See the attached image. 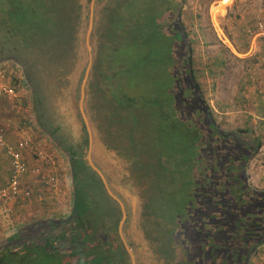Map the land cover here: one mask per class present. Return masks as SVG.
I'll use <instances>...</instances> for the list:
<instances>
[{"label":"rangeland","instance_id":"374dc122","mask_svg":"<svg viewBox=\"0 0 264 264\" xmlns=\"http://www.w3.org/2000/svg\"><path fill=\"white\" fill-rule=\"evenodd\" d=\"M66 1H53L54 5L48 11L64 15ZM157 1L161 4H155ZM180 1L181 22L193 45V66L204 97L218 122L227 130H235V118L230 117L228 122L223 111L232 109L235 104L240 106L242 91L248 92L252 87L246 90L248 77L259 66L258 54L264 49V38L254 33L256 24L264 23V0H231L225 14L222 15V7L218 8V16L215 10L222 0ZM166 5H169L168 0L109 2L104 9L103 28L98 31L99 51L89 83V114L101 135L106 164L116 162L115 166L110 165L111 173L117 175L120 184L130 185L138 200L136 224L130 201L123 202L124 214L121 209H116V233L129 264L131 259L127 249L133 252L134 264H191L199 249V235L203 232L206 235V227L200 224V205L207 182L213 175L210 169L216 161L212 151L206 148L201 122L194 119L192 124L174 113L170 91L173 90L172 76L177 73L174 68L181 61V55L173 30L176 29V6L172 3L167 9ZM76 9L77 5L73 3L71 13H74L66 12L70 23V19L76 17ZM48 11L45 10L46 15ZM69 42L72 44L66 59L71 60L77 47L73 39ZM64 62L66 65L59 66L60 73L45 80L47 91L50 88L52 92L46 93L49 101L60 108L62 116L65 110L60 102L59 90L63 88L60 80L65 77L66 68L70 66L72 70L74 67ZM1 66L0 84L16 88L17 95L22 97L1 99L0 112L6 121L12 115L19 117L21 127L32 128L37 142H46L40 146L52 158V164H42V169L43 166L51 168L52 176L61 183V190L52 192L48 198L52 197L58 205L63 204L61 212L58 209L54 218L68 217L74 203L68 159L37 125L32 110L33 94L27 87L22 68L13 62ZM85 75L84 71L80 83ZM62 120L71 136L82 135L89 140L82 120L79 130L64 116ZM107 123L113 126L108 127ZM82 155L88 163L87 150ZM33 160L36 163L35 157ZM7 177L4 175L3 181ZM30 204L24 205L29 209L28 213L32 212ZM16 208L11 213L5 208L0 209V239L32 222L29 221L31 218L22 219V215L19 219ZM98 221H106L110 233L116 230L112 216L110 220L105 216ZM122 221L124 227L121 230Z\"/></svg>","mask_w":264,"mask_h":264},{"label":"trees","instance_id":"16d2710c","mask_svg":"<svg viewBox=\"0 0 264 264\" xmlns=\"http://www.w3.org/2000/svg\"><path fill=\"white\" fill-rule=\"evenodd\" d=\"M53 1L0 0V66L13 62L26 72L41 67L46 80L60 73L59 66L66 65L64 61L73 64L75 56L66 59L72 44L69 41L73 39L75 44L67 8L64 15L54 10L51 13ZM73 3L77 5V0H67L66 6L71 8ZM168 3L167 9L172 3L176 6V29L173 30L181 55V61L174 68L177 73L172 76L173 90L170 91L174 113L186 122L193 124L194 119L201 122L206 148L212 151L216 161L210 169L213 175L207 182L200 205V224L206 227V235L204 232L199 235V249L191 264H254V259L264 251V189L252 185L248 167L260 152L262 140L253 131L227 130L218 122L193 66V45L181 22L182 2L168 0ZM69 73L70 66L63 74L66 77ZM46 93L47 89L45 93H32V110L39 128L68 159L73 209L68 217L35 220L0 239V264H129L116 233L115 202L108 197L94 172L79 158L77 141L73 137L59 139L58 128L47 125L43 110L49 106ZM57 117L61 127L66 126L63 118ZM105 216L108 220L112 216L116 229L113 233L109 232L106 221H98Z\"/></svg>","mask_w":264,"mask_h":264},{"label":"crops","instance_id":"0c3cea01","mask_svg":"<svg viewBox=\"0 0 264 264\" xmlns=\"http://www.w3.org/2000/svg\"><path fill=\"white\" fill-rule=\"evenodd\" d=\"M112 1L113 0H111V2ZM92 2H93L92 0H88L87 4L84 7L77 8L78 11L77 9L75 11L76 17L74 16V18L70 19L73 28L72 30L74 31L73 38L75 40V45H76L77 28L84 30V34L81 37V41L83 44L90 46L93 45L94 41H96L98 45L100 44V37L98 31L101 28H103L102 23L104 22L103 19L104 10L98 9L100 6L99 4H96L95 7H91ZM230 3L231 0H222L220 5L215 10V15L216 16L220 15L217 14L219 7L223 8L222 15L225 14L227 8L230 6ZM85 31L87 32L95 31V32L93 33L91 32L90 36L88 35L85 36L86 34ZM260 51L262 50L260 49ZM257 58L259 60V66L253 72V74L251 73V75L248 77V84L246 86V90H248L249 87L251 86L252 87L248 90V92L242 91L240 96L242 100L240 106L235 104V106L232 107V109L230 110L224 109L223 115H225L226 118L228 117L227 119L228 122L230 121V117L235 118V121H233L237 124V127L234 128L235 130L238 128L242 130L247 129L253 131L252 133L255 134L256 137H259L262 140V148L260 152L255 156V158L250 162L248 167V174L250 176V181L253 186L259 189H264V170L262 168V161L264 159V49H263V53L261 52V54H258ZM1 68L2 66H0V69ZM21 91H22L21 89L18 90L19 93ZM17 96L18 98L22 97L19 95ZM1 99H6V98H0V100ZM246 102L250 104L246 106L244 104ZM9 113L11 112L9 111ZM3 118H4L3 123L7 131V142L16 144L22 140L29 141L31 143V147L27 151H25V156L27 160L32 165H34L35 160H33V157L35 156V152L38 150H43L44 148L41 147L40 144L46 142H44V140L37 142L36 141L37 136L33 132L32 128L21 127L19 117L17 116L13 117L12 115L8 121H6L4 116ZM51 153L53 154L54 152ZM43 167H44L43 169L44 174H46L47 176L53 174L51 173L53 172L51 168L45 166ZM4 175L8 176L6 180L10 178L11 164L9 159L5 155L3 149L0 148V188L6 184L5 183L6 180L3 181L2 179ZM24 183L26 186L31 187L36 193L43 192L45 198L42 200H39L37 198H32V199H24L19 201L18 206H16L17 208L15 207L17 213H20V217H18L19 219H21V215H22V219L24 218V220H28L31 218L29 221L33 222L35 220H40V219L54 218L55 212H59V210L61 212L62 210L61 206L63 204L60 202L61 204L58 205L57 203L51 200L52 197L48 198V196L53 195V193L49 189L43 188V185L41 184L40 180L37 177L35 176L27 177L24 179ZM28 202L31 203L29 205V208H31L30 211H32L29 213L27 212L29 209H26L27 206L24 207V205ZM25 210L28 214H25L26 213ZM11 230H13V228ZM14 233H10L9 236L13 235ZM253 263L264 264V251L263 253L261 252L259 254V257L254 259Z\"/></svg>","mask_w":264,"mask_h":264},{"label":"water","instance_id":"95a60500","mask_svg":"<svg viewBox=\"0 0 264 264\" xmlns=\"http://www.w3.org/2000/svg\"><path fill=\"white\" fill-rule=\"evenodd\" d=\"M91 7H95L96 4H99L100 10L107 8L111 0H92ZM88 0H77V8L84 7L87 4ZM84 16V14H83ZM98 18V17H97ZM86 34L90 36L91 32L95 31H85ZM84 34V30L77 28L76 34V47L75 50V59L73 62V68L70 70V73L62 79L63 88L60 89V102L61 107L64 111L63 116L68 119V123L76 128V130L81 129L80 120H82L87 127V133L89 138V147H88V163L92 171L99 177L102 184L104 185L105 191L108 197L115 203H117L124 214V203L118 198L119 196L126 202V197L129 199L130 203L133 205V199L129 198L130 190L125 189V186L118 182L113 173H111L110 165L115 166L116 162H109L106 164L107 155L104 152L102 138L99 134L98 129L94 125V121L90 116V81L93 77L94 64H96V59L98 56V43L94 41L93 45L86 46L82 43L81 37ZM85 71L86 75L82 83H80ZM78 97V100L76 99ZM59 102V103H60ZM78 109V110H77ZM112 167V166H111ZM110 175H112L110 177ZM109 177V179H108ZM131 192V191H130ZM118 196V197H117ZM127 203V202H126ZM137 206H133V210H136ZM134 223L138 222V217L136 212L133 214ZM124 218V215H123ZM124 221L120 224V229L124 225ZM131 234V233H130ZM127 252L131 259V264H134L133 252L131 249H127ZM137 255V254H136Z\"/></svg>","mask_w":264,"mask_h":264},{"label":"built area","instance_id":"2783aa9c","mask_svg":"<svg viewBox=\"0 0 264 264\" xmlns=\"http://www.w3.org/2000/svg\"><path fill=\"white\" fill-rule=\"evenodd\" d=\"M252 34V31L249 30ZM257 36L264 38V23L256 24ZM17 89L6 84H0V98H15L17 97ZM31 147V143L27 140H22L16 144L7 142V131L3 123V116L0 112V148L3 149L5 155L11 164V176L8 182L0 188V209L5 208L6 212L11 213L19 201L24 199L37 198L43 199L44 193H36L31 187L26 186L24 179L30 176L37 177L43 187L51 192L61 190V183L55 176H47L42 169L43 165L52 164V158L43 150L35 152L36 163L32 165L25 156V151ZM264 170V159L262 161Z\"/></svg>","mask_w":264,"mask_h":264},{"label":"flooded vegetation","instance_id":"af4514ba","mask_svg":"<svg viewBox=\"0 0 264 264\" xmlns=\"http://www.w3.org/2000/svg\"><path fill=\"white\" fill-rule=\"evenodd\" d=\"M127 1H130V0H127ZM128 4V2L126 3ZM66 12L67 14H71L72 10L70 8V6L68 5L67 9H66ZM40 69L42 70V68H37L36 70H31L29 72H26L25 70H23V74H24V77L26 79V83H27V87L29 88V90L35 93H45L46 89H47V86L45 85L47 82H45L44 80V77L45 75L40 71ZM36 73V75L34 74ZM48 93H52L50 91V88L48 89L47 91ZM48 102H49V106H47L44 110V114L46 115L45 116V119L47 120V125L52 127V128H58L57 131H58V138L61 139V140H67L69 139L70 137L72 138L73 136H71V134L69 133V131H67V127L64 126V127H61L60 123L58 122V114L60 116H62L61 114V111L60 108L58 109L56 106H54L52 104V102L50 103L49 101V98H48ZM49 109V111H48ZM63 118V116H62ZM73 139L75 141H77V144H76V148L78 149V156L79 158H81L88 166L89 168L91 169L90 165L83 159V152H88V142L89 140L85 137V136H75L73 137ZM92 171V169H91ZM95 174V173H94ZM96 175V174H95ZM97 176V175H96ZM97 178L99 179V177L97 176ZM99 181L101 182V180L99 179ZM102 183V182H101ZM103 185V184H102ZM104 187V185H103ZM105 189V188H104ZM119 198L121 200L122 197L119 196ZM124 202V200H123ZM125 203V202H124ZM116 205L117 208L120 209L119 205L117 203H114Z\"/></svg>","mask_w":264,"mask_h":264},{"label":"bare ground","instance_id":"6f19581e","mask_svg":"<svg viewBox=\"0 0 264 264\" xmlns=\"http://www.w3.org/2000/svg\"><path fill=\"white\" fill-rule=\"evenodd\" d=\"M87 46V45H86ZM89 46V45H88ZM112 175H110V177H111ZM117 176V175H116ZM113 177V176H112ZM108 179H109V177H108ZM118 181H119V179H118ZM131 183H133V182H131ZM133 185V184H132ZM125 189H127V190H131V192L130 191H128L129 192V198H132L133 199V205H132V208H133V206L134 205H136V203H138V200H137V198L134 196V194H133V192H132V188H131V186L130 185H127V186H125ZM140 191V190H139ZM141 192V191H140ZM126 200L129 202V199L126 197ZM134 209V208H133ZM135 209H136V207H135ZM134 213H135V210L133 211ZM136 212H137V209H136ZM136 224V223H135ZM123 227H124V225L121 227V230L123 229ZM135 232V231H134ZM138 254V253H137ZM140 264V263H139Z\"/></svg>","mask_w":264,"mask_h":264}]
</instances>
